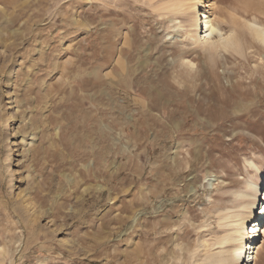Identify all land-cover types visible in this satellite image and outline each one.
Listing matches in <instances>:
<instances>
[{"label": "rangeland", "instance_id": "obj_1", "mask_svg": "<svg viewBox=\"0 0 264 264\" xmlns=\"http://www.w3.org/2000/svg\"><path fill=\"white\" fill-rule=\"evenodd\" d=\"M189 1L0 0V264L221 259L264 175V0H207L238 52Z\"/></svg>", "mask_w": 264, "mask_h": 264}, {"label": "bare ground", "instance_id": "obj_2", "mask_svg": "<svg viewBox=\"0 0 264 264\" xmlns=\"http://www.w3.org/2000/svg\"><path fill=\"white\" fill-rule=\"evenodd\" d=\"M211 7L212 4H209L207 0H190L186 5L188 10H192V14L189 13L191 14L189 27L193 31V42L199 47L209 46L213 50L240 51L241 45L238 43L239 40L236 41L237 38L235 40L234 32L224 34L213 22ZM246 26L251 37L264 46V27L248 22ZM255 170L260 177L257 182L249 184V193L241 195L247 199L240 207L242 212L225 213L219 218L221 223L227 221L235 227L232 226L230 230L228 228L225 236L217 242L222 248L221 259L211 264H254L256 254L261 248L258 243L264 241V175L257 168ZM248 244L249 247L246 249ZM246 250H252V252Z\"/></svg>", "mask_w": 264, "mask_h": 264}, {"label": "built area", "instance_id": "obj_3", "mask_svg": "<svg viewBox=\"0 0 264 264\" xmlns=\"http://www.w3.org/2000/svg\"><path fill=\"white\" fill-rule=\"evenodd\" d=\"M247 247H249V244L246 246V249ZM247 252H252V250H246ZM251 255V254H250Z\"/></svg>", "mask_w": 264, "mask_h": 264}]
</instances>
